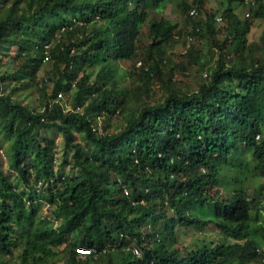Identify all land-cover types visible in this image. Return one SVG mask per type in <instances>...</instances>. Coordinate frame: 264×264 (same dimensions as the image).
Wrapping results in <instances>:
<instances>
[{
  "label": "trees",
  "instance_id": "obj_1",
  "mask_svg": "<svg viewBox=\"0 0 264 264\" xmlns=\"http://www.w3.org/2000/svg\"><path fill=\"white\" fill-rule=\"evenodd\" d=\"M171 1L0 0V264H264V0Z\"/></svg>",
  "mask_w": 264,
  "mask_h": 264
},
{
  "label": "rangeland",
  "instance_id": "obj_2",
  "mask_svg": "<svg viewBox=\"0 0 264 264\" xmlns=\"http://www.w3.org/2000/svg\"><path fill=\"white\" fill-rule=\"evenodd\" d=\"M179 1L180 0L171 1L167 5V7L164 9V11L162 12V15H164L166 18L174 22H178L179 27L182 28L181 38L178 39L179 42L174 46L173 49L169 50L170 53L174 54L173 59L175 63H179L180 61L183 60L182 55L185 53L187 41L189 40L188 35L186 33V22L178 6ZM220 1L221 0H210L211 6L218 8L220 6L219 5ZM244 13H245V10L243 11V15ZM263 31H264V21L255 20L253 30L250 33V39L252 41H261V37L263 36ZM8 60H10V57L8 58ZM206 73L207 71H205L202 76H206L205 75ZM39 75L42 76L43 72H40ZM175 77L176 79L185 81L186 85L188 84L191 89L197 88L198 84L202 81L201 76L199 75V73H196L195 69H189L188 71H183L180 68H177ZM55 139L58 143L59 155L61 156L63 152V138L61 135L57 134ZM252 160H253V155L251 152L247 153V152L242 151V155L237 156L234 162L236 163L235 165L237 168L244 169L246 167L247 162H251ZM66 174L75 176L78 174V172L75 170H70V168H67ZM12 176H14V174H12ZM262 182H264V177L261 178L258 176H255V177L251 176L248 180V184L250 187L249 192L252 193L254 191V188L257 187ZM40 204H41V207L45 209V207L43 206V202H41ZM221 239H223V237H221V234L218 233L215 229H206L204 231L192 230V231H188L187 233H185V235L180 236V244L188 245L193 242L203 243V241L209 243V242H216Z\"/></svg>",
  "mask_w": 264,
  "mask_h": 264
},
{
  "label": "built area",
  "instance_id": "obj_3",
  "mask_svg": "<svg viewBox=\"0 0 264 264\" xmlns=\"http://www.w3.org/2000/svg\"><path fill=\"white\" fill-rule=\"evenodd\" d=\"M246 1H248V0H246ZM191 15H196L197 14V10L196 9H192L191 10ZM221 18L220 17H217V20L219 21ZM48 47V46H47ZM49 58L48 57H46L45 58V60H48ZM139 65H140V63H139ZM82 108L81 107H77V110H81ZM257 138H259V136L257 137ZM79 252H82V255H88V254H93V253H95L96 251L95 250H93V249H80V251ZM135 252L139 255L140 254V252L138 251V249H136L135 250Z\"/></svg>",
  "mask_w": 264,
  "mask_h": 264
}]
</instances>
